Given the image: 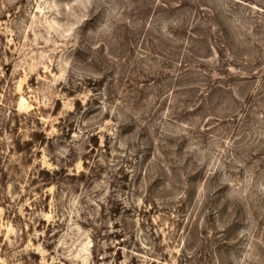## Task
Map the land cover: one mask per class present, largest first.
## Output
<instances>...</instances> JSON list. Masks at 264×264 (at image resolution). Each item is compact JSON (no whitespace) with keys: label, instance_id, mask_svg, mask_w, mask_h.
I'll return each instance as SVG.
<instances>
[{"label":"rangeland","instance_id":"1","mask_svg":"<svg viewBox=\"0 0 264 264\" xmlns=\"http://www.w3.org/2000/svg\"><path fill=\"white\" fill-rule=\"evenodd\" d=\"M0 264H264V0H0Z\"/></svg>","mask_w":264,"mask_h":264}]
</instances>
